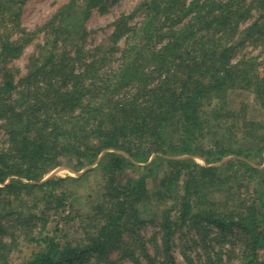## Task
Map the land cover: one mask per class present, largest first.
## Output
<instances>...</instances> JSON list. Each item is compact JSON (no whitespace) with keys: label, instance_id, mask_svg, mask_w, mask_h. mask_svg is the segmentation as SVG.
I'll return each mask as SVG.
<instances>
[{"label":"trees","instance_id":"16d2710c","mask_svg":"<svg viewBox=\"0 0 264 264\" xmlns=\"http://www.w3.org/2000/svg\"><path fill=\"white\" fill-rule=\"evenodd\" d=\"M26 1L0 0V264L20 239L36 247L15 264H115L146 221L164 264L176 235L188 264H264V120L226 102L243 89L264 108V58L246 50L264 44V0H142L92 50L84 21L107 0H68L36 30ZM95 163L101 191L69 203L79 229L61 239L47 224L84 175L43 178Z\"/></svg>","mask_w":264,"mask_h":264},{"label":"rangeland","instance_id":"374dc122","mask_svg":"<svg viewBox=\"0 0 264 264\" xmlns=\"http://www.w3.org/2000/svg\"><path fill=\"white\" fill-rule=\"evenodd\" d=\"M67 1L68 0H27L22 6L20 27L27 30H36L51 18L60 5ZM141 1L142 0H107L103 7L91 9L90 14L84 21V26L88 32L84 47L92 50L104 42L112 32L115 19L121 13H132L137 4ZM138 19L137 12H133L132 20L138 21ZM40 41L41 34L35 35L33 40L25 45L23 54L13 61L15 65L20 67L22 73L25 71L27 57L34 51L35 45ZM246 50L248 53L259 55L260 58H264V44L257 48H253V46L249 45ZM226 102L227 105L232 108L246 105L249 117L264 120V108L254 102L253 95L250 91L230 89L227 92ZM194 159L201 163L198 157H194ZM252 161H255V159H252ZM95 165L96 163L86 166L78 172L71 171L67 166L61 165L52 169L44 176L43 179L51 176L77 177L79 175H84V178L81 180L66 183L65 187L68 191L72 192L71 196L66 202V205L59 208L57 214L52 213L47 224V231L54 230L57 225L56 230L61 239L65 237L74 238L77 236L79 222L76 218L75 211L72 210L70 219L68 220H64L63 216L70 211V202L74 203L75 209L86 211L90 201L101 191L103 179L100 171ZM87 169L91 171L87 172ZM57 222L58 224H56ZM133 230V233L130 234L126 232L124 235L125 245L128 248L127 253L123 254V252L117 251L113 253L112 258L115 259V264H164L162 262V256L157 252L153 241V234L157 231L156 226L146 221L144 224L136 226ZM186 242L187 245L184 242V237L176 235V245L173 250L176 264H188L181 253V251L186 249L185 247H190L191 254L193 255L194 253V247L190 245L191 239H188ZM34 247H36L35 244H29L20 239L17 247L11 254L10 263L15 264L20 262L29 255ZM200 249L199 247L195 250L200 252ZM259 256L264 258V249L259 250Z\"/></svg>","mask_w":264,"mask_h":264}]
</instances>
